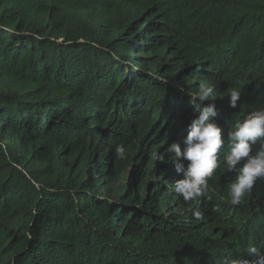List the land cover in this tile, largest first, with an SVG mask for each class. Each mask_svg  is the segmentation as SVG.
<instances>
[{
    "label": "trees",
    "instance_id": "trees-1",
    "mask_svg": "<svg viewBox=\"0 0 264 264\" xmlns=\"http://www.w3.org/2000/svg\"><path fill=\"white\" fill-rule=\"evenodd\" d=\"M209 82L225 145L212 199L185 202L153 154L182 141ZM260 107L264 0H0V264L255 259L264 179L232 207L224 154Z\"/></svg>",
    "mask_w": 264,
    "mask_h": 264
},
{
    "label": "clouds",
    "instance_id": "clouds-1",
    "mask_svg": "<svg viewBox=\"0 0 264 264\" xmlns=\"http://www.w3.org/2000/svg\"><path fill=\"white\" fill-rule=\"evenodd\" d=\"M216 97V88L211 82L201 83L197 91L189 93L193 118L187 134L182 141L168 145L164 153L153 154L154 159L162 163L166 156L170 158L173 170L181 177L174 181L173 191L185 202L200 197L212 199L209 180L219 167V156L225 145L223 129L216 122ZM227 97L228 106L235 109L241 99V91L233 87L228 90ZM227 141L224 168L235 173L227 188V203L236 207L251 194L257 181L264 179V107L248 112L237 121L228 132ZM115 154L120 160L127 159L126 148L122 144L115 147ZM194 216L199 219L201 214L194 212ZM247 255L255 259L231 260L226 264H264V250L251 246Z\"/></svg>",
    "mask_w": 264,
    "mask_h": 264
}]
</instances>
